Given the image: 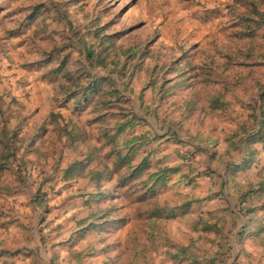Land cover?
<instances>
[{"label":"rangeland","instance_id":"obj_1","mask_svg":"<svg viewBox=\"0 0 264 264\" xmlns=\"http://www.w3.org/2000/svg\"><path fill=\"white\" fill-rule=\"evenodd\" d=\"M258 12L264 0H0V264H227L237 232L264 234ZM103 78L87 104L81 88ZM133 116L149 126L119 136ZM141 135L134 159L152 166L126 183L117 153ZM239 189L261 192L247 220Z\"/></svg>","mask_w":264,"mask_h":264},{"label":"trees","instance_id":"obj_2","mask_svg":"<svg viewBox=\"0 0 264 264\" xmlns=\"http://www.w3.org/2000/svg\"><path fill=\"white\" fill-rule=\"evenodd\" d=\"M257 16L259 17L258 19H247V21L249 22H254L256 24V29H259L261 27L264 26V14L258 12ZM35 16L32 17V19H34ZM251 20V21H250ZM255 33H253L254 35ZM110 41V40H109ZM94 56V54L90 53L89 57ZM97 63H99V60L97 59ZM64 68V66L59 67L58 69L54 70L53 73H59L62 71V69ZM103 81H106V78H103L100 82L97 83V81H95L94 83H89L88 86L86 87H82V94L84 96V99L86 101V103H89V100L87 98V93H91V94H98L100 93V83H102ZM208 81V80H207ZM113 93L115 95H118L119 97L121 96V92H119L118 90H114ZM79 95L77 93H71L70 95H68L67 97V102L74 100L78 97ZM225 99V95L223 93L220 94H215L212 99H211V109L214 111H219V110H223V102ZM107 105V104H105ZM136 122V124H141L143 121L139 118H137L136 116H133L132 119H130L129 121H127L126 123L120 125L119 130H118V135L121 136L122 134L124 135L126 132H128V130L130 128H133L134 125L133 123ZM143 125H147L149 126V124L146 123H142ZM118 136V137H119ZM117 136L112 138V142H116L117 141ZM147 140V136L145 135H141V136H134V138H132L129 141L123 142L122 147L124 149H127L126 153L123 154V151H119L117 153V159H116V163L115 166L118 169H127L129 170V175L122 177V180L125 181L126 183L130 182V181H137V180H143L145 174L151 169V161L149 158L147 157H142L143 159H139L140 161L137 162V159H134L138 154L140 149L145 146L146 142L144 143V141ZM151 140V139H150ZM77 164H74L72 166H70L67 171L65 172L66 176L65 177H70L74 175V172L76 171ZM234 168V166H230V170ZM237 168V167H236ZM179 168H171V167H167L165 170L163 171H159L156 173H150L147 177V179H145L144 181H142V184L144 186L147 185V183L152 182V186L151 188L156 187L157 185H159L161 182L167 181L169 179V176L166 174L168 173H178ZM210 174V173H209ZM87 176L90 177V179L92 181H96L98 180L100 177H102L101 173H97V172H90ZM238 193L240 194V198L239 201L237 203V206L239 207V211L240 214L245 218V220H247V216L251 215V213H254L255 210H249V209H245L243 208V205L246 203V199L248 196L252 195V194H259L261 193L259 192H254L252 191H245L243 189H239ZM190 204H186L184 207L187 208L189 207ZM189 210V209H187ZM159 209H157L154 213V215L152 216V218H158L159 217ZM201 224V223H200ZM199 224V225H200ZM198 225V224H197ZM197 228V226L195 227ZM212 229V226L205 224L203 227L204 231H209ZM263 229H261V227H257L256 228V232L257 233H262ZM188 250L189 248H181L180 251L181 253H183L184 259L187 261H190V255H188ZM186 256V257H185ZM193 259H197L195 257H193ZM194 262V261H193ZM214 261L210 262L209 264H212ZM194 264H198L197 262Z\"/></svg>","mask_w":264,"mask_h":264},{"label":"crops","instance_id":"obj_3","mask_svg":"<svg viewBox=\"0 0 264 264\" xmlns=\"http://www.w3.org/2000/svg\"><path fill=\"white\" fill-rule=\"evenodd\" d=\"M207 205L202 206V210L199 211V223L201 225L198 228V238L203 235L212 234L210 231H204L203 227L207 224V217L214 212L212 209L207 210ZM195 206H193L189 212L193 213L195 211ZM234 209V206H233ZM236 211V215L239 217L241 214ZM242 218V216H241ZM244 219V218H243ZM217 220V219H216ZM215 220L214 224L217 225L218 222ZM246 222V221H244ZM254 227L250 230H247L244 234L242 232H237L233 237V250L234 256L232 261L227 264H264V234L256 232V224H252ZM188 245V244H185ZM212 262V261H211ZM208 264V263H207ZM212 264H225L224 261L215 260Z\"/></svg>","mask_w":264,"mask_h":264}]
</instances>
